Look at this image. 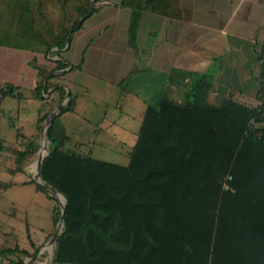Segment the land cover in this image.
<instances>
[{"label": "trees", "instance_id": "16d2710c", "mask_svg": "<svg viewBox=\"0 0 264 264\" xmlns=\"http://www.w3.org/2000/svg\"><path fill=\"white\" fill-rule=\"evenodd\" d=\"M91 1L0 0V45L61 57L69 38L104 0L90 5ZM117 1L118 6L132 8V29L149 8L157 14L182 16V0ZM149 56L150 50L138 51L137 60L145 62ZM258 61L255 103L233 95L210 103L207 94L212 85L202 77L186 101L165 98L149 104L126 165L96 158L72 144L62 117L76 107V96L71 94L49 127L43 163V181L67 199L65 224L52 261L264 264V40ZM56 63L50 71L38 67L34 98L44 100L52 87L59 93L57 102L66 97L65 84L58 81L65 73L54 72L70 63L62 57ZM142 70L136 65L120 82L124 93ZM50 112L39 117L40 128ZM18 136L25 147L16 156L22 168L38 153L41 137L40 133ZM61 215L57 203L50 236ZM41 247L30 252L17 245L0 250V257L14 255L9 264H25Z\"/></svg>", "mask_w": 264, "mask_h": 264}, {"label": "crops", "instance_id": "0c3cea01", "mask_svg": "<svg viewBox=\"0 0 264 264\" xmlns=\"http://www.w3.org/2000/svg\"><path fill=\"white\" fill-rule=\"evenodd\" d=\"M117 2L102 1L61 51L63 60L70 63L65 72L80 69L102 81L87 85L83 75L69 79L63 74L65 72L58 79L68 85L72 93L73 84L83 88L75 93V109L62 115L73 145L90 141L84 133L100 132L99 123L77 111L79 98L93 90L105 95L117 93L116 86H120L136 65L143 70L132 77L127 91L138 93L132 85L141 84L150 75L157 76L160 78L157 89L162 94L158 102L165 98L186 101L191 87L202 77L212 85L207 94L210 103L218 104L229 95L248 103L256 102L260 71L258 56L264 40V0H182L180 18L157 14L149 8L142 11L133 29L132 8L118 6ZM45 15L46 19L50 18L48 8ZM145 49L150 50L149 59L138 62V51ZM61 57L54 52L44 55L0 45V195L10 194L18 199L36 195L48 204L53 223L46 243L53 236L50 235L54 230L53 212L57 202L33 186V183L37 187L38 184L32 178L30 164L18 168L16 156L17 151L25 148L18 133H39V117L49 112L50 103L59 96L52 87L45 93L44 100L34 98V89L40 79L38 67L50 71ZM73 65L76 68L72 69ZM211 69L217 72L209 75L207 72ZM54 74L59 73L55 71ZM3 90H13L14 94L4 95ZM154 93L156 91L149 95L150 98H155ZM150 98L143 100L145 111ZM142 120L131 139L128 129L121 125L112 132L123 143L130 140L133 148ZM11 206L17 207V202ZM9 233L0 234L8 238ZM19 247L30 251L32 246ZM11 256L10 261L16 259Z\"/></svg>", "mask_w": 264, "mask_h": 264}, {"label": "rangeland", "instance_id": "374dc122", "mask_svg": "<svg viewBox=\"0 0 264 264\" xmlns=\"http://www.w3.org/2000/svg\"><path fill=\"white\" fill-rule=\"evenodd\" d=\"M33 65L35 66V63H33ZM216 72V69H211L208 70L207 73L209 75H214ZM65 74H67L69 79H75L78 78L79 75L80 77L83 75L86 79L85 83H87V85H94V83L99 84L102 82L98 77H93L88 72L81 71L80 69L68 71L65 72ZM195 77L196 75H194V83L196 82ZM159 80V77L150 75L145 77L141 84L135 83L132 85V88L135 89V91H139L138 93H131L128 91L124 93L121 86H116L117 93L115 94H111V92L106 93L105 95L93 90L92 93L81 96L79 98L80 103L77 106V111L99 123L100 132L91 135L90 133H84L86 139H88V137L91 139L89 142L83 144L76 143V145L78 144V148L81 151L90 153L96 158L123 165L128 164L130 160L129 153L132 150L133 144L130 140H128L127 143H123L112 131L116 129L117 126L121 125L128 129L130 136L129 139L132 138L133 133H136L140 126L145 112L146 106L144 105L143 100L148 97L150 98L149 95L156 91V93H154L155 98H150L151 100L149 103L151 105H157L159 103L158 100L162 96L157 89V83ZM72 87L74 89V93L72 94L75 96L76 91H83V88L76 86L75 84H73ZM128 87L129 86H127V89L129 90ZM57 101L58 97L55 101L50 103L51 112L59 104ZM44 123L45 121L42 124V128ZM42 128L39 131L41 137L39 141V150L42 139ZM94 140L96 141L95 143L93 142ZM38 156L39 151L30 163V167L32 168L31 175L34 180L37 170L33 165L37 161ZM33 184L35 188H38L35 183ZM38 190L41 191L40 189ZM45 194L46 196H49L47 193ZM14 202H17V207L15 208L11 206ZM57 203L60 206L58 200ZM51 214L52 212L49 209L48 204H46L45 201H41L36 195H29L24 199H18L10 194L0 195V233L5 234L10 232L8 238L7 236L0 234V250L6 247L14 248L18 244V246L20 245L21 247H29L31 245L30 252H34L36 247H39L40 245L44 246L46 244L47 236L51 233V225L53 223ZM53 248L54 246L52 249L46 248L34 263L55 264L52 261ZM11 258L12 256L10 254L2 256V264H8Z\"/></svg>", "mask_w": 264, "mask_h": 264}, {"label": "water", "instance_id": "95a60500", "mask_svg": "<svg viewBox=\"0 0 264 264\" xmlns=\"http://www.w3.org/2000/svg\"><path fill=\"white\" fill-rule=\"evenodd\" d=\"M94 2V0L91 1L90 5H92ZM91 12V9L89 10V13ZM85 17H82V19H84ZM70 42V38L68 40V43ZM67 69H62V70H58L56 71V73H63L65 72ZM66 89H67V94L66 97L53 109V111L49 114V116L47 117V119L45 120L44 126L42 128V139H41V146H40V150H39V156L37 159V172L35 173V180L37 182V184L43 189L45 190L48 194L55 196L57 198V200L60 203L61 206V210H62V215L61 218L57 224L56 227V231L53 234V236L50 238V240L40 249V251L35 254L32 257H29L25 264H33L37 258L40 256V254L46 249V248H52L54 246V244L56 243V241L58 240V237L60 236V234L63 231L64 228V224H65V211H66V197L59 192L56 189L51 188L50 186H48L44 181H43V163L45 158L48 155V147H49V139H48V130L50 125L52 124L53 120L55 119V117L57 116V114L61 111L62 107L68 103L72 91L71 88L68 85H65ZM45 143V144H44ZM45 145V146H44ZM45 147L46 152L42 153L43 148Z\"/></svg>", "mask_w": 264, "mask_h": 264}, {"label": "bare ground", "instance_id": "6f19581e", "mask_svg": "<svg viewBox=\"0 0 264 264\" xmlns=\"http://www.w3.org/2000/svg\"><path fill=\"white\" fill-rule=\"evenodd\" d=\"M42 152H46V149L43 148ZM33 166H34V167L36 168V170H37V168H38L37 162H35ZM51 249H52V248H51Z\"/></svg>", "mask_w": 264, "mask_h": 264}, {"label": "built area", "instance_id": "2783aa9c", "mask_svg": "<svg viewBox=\"0 0 264 264\" xmlns=\"http://www.w3.org/2000/svg\"><path fill=\"white\" fill-rule=\"evenodd\" d=\"M231 178H232L231 176L228 177V179H231ZM225 188L226 189L229 188L228 184H226V183H225Z\"/></svg>", "mask_w": 264, "mask_h": 264}]
</instances>
